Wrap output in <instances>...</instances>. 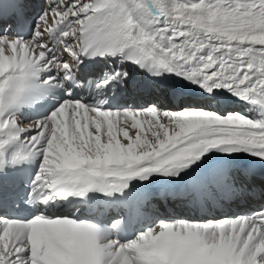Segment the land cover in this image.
Listing matches in <instances>:
<instances>
[{"label":"snow or ice","instance_id":"1","mask_svg":"<svg viewBox=\"0 0 264 264\" xmlns=\"http://www.w3.org/2000/svg\"><path fill=\"white\" fill-rule=\"evenodd\" d=\"M39 7L0 0V264H264V0Z\"/></svg>","mask_w":264,"mask_h":264},{"label":"bare ground","instance_id":"2","mask_svg":"<svg viewBox=\"0 0 264 264\" xmlns=\"http://www.w3.org/2000/svg\"><path fill=\"white\" fill-rule=\"evenodd\" d=\"M30 0H25V2H29ZM27 6V5H26ZM258 115V113H256Z\"/></svg>","mask_w":264,"mask_h":264}]
</instances>
